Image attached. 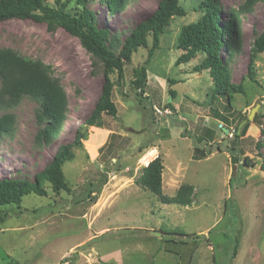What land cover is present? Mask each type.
<instances>
[{"label":"rangeland","instance_id":"rangeland-1","mask_svg":"<svg viewBox=\"0 0 264 264\" xmlns=\"http://www.w3.org/2000/svg\"><path fill=\"white\" fill-rule=\"evenodd\" d=\"M59 1L71 14L79 11L75 0ZM158 2L130 0L113 13L99 0H89L87 7L96 26L109 33L108 45L117 55L132 27L150 16ZM200 2L178 0L185 15L170 19L152 58L147 62V49L138 48L124 66L123 81L110 76L117 116L103 115L101 128L85 129L81 148L63 166L70 192L56 195L46 185L45 197L31 194L19 207L1 208L0 264H264V146L257 147L264 141V53L254 62L256 83L247 79L252 42L264 29V1L240 19V50L232 57L221 54L230 81L245 91L232 96L230 109L224 98L212 100L208 70L194 71L202 53L178 63L181 28L199 19ZM243 2L221 0L222 19ZM47 3L56 6V0ZM147 41L150 47L151 38ZM5 48L50 66L66 96L64 123L49 143L35 140L36 101L24 97L12 108H0V116L11 114L14 122L12 132L0 134V178L32 181L56 149L72 140L94 106L102 64L76 37L31 20L0 22V49ZM140 67L146 70L142 96L130 84L133 70ZM169 91L175 92L173 98ZM253 109L258 121L253 116L239 138L219 132L223 117L233 131L239 126L235 120ZM205 129L216 134L211 142L198 143ZM196 148L210 153L196 160ZM158 157L163 194L172 197L188 184L193 188L190 205L161 204L140 187L144 165ZM91 188L95 199L84 200ZM174 231L187 235L175 240L187 246L168 243L170 253L162 240H174L164 236ZM177 247L183 259L174 254Z\"/></svg>","mask_w":264,"mask_h":264},{"label":"trees","instance_id":"trees-1","mask_svg":"<svg viewBox=\"0 0 264 264\" xmlns=\"http://www.w3.org/2000/svg\"><path fill=\"white\" fill-rule=\"evenodd\" d=\"M89 0H75L79 11L71 14L66 10V2L56 0V6L52 7L47 0H0V22L9 19L31 20L36 23H44L48 30L58 27L68 34L76 37L81 46L102 64V86L98 98L85 116L82 124L76 128L72 140L62 144L54 152L53 156L45 164L43 169L33 176L32 181L19 180L14 178H0V224L4 222L1 208L6 206L19 207L22 199L28 195L45 197L47 191L45 186L56 195L61 192H70L63 173L65 163L72 161L75 150L81 148L85 139L86 128H101L103 125V115L115 118L117 107L113 101V82L110 78L116 74L118 83L124 79V66L131 62L132 54L138 48L147 49V62L152 58L154 51L159 46V38L164 33L171 18L184 16V10L179 5L178 0H159L156 8L150 16L144 17L132 27L129 34L123 39L117 55L110 50L108 41L110 35L105 29L98 28L95 24V15L87 7ZM103 7L113 13L125 9L130 0H99ZM264 0H244L237 10L231 11L227 20L222 19L221 0H201L198 5L201 15L199 19L181 28L177 47L183 51L178 58V63H187L197 53L204 55L203 60L195 66V72L208 70L213 84L212 100L224 98L226 108L230 109L231 98L234 94L245 93L241 83L238 85L230 81L227 61L221 57L224 54L232 57L241 48L240 19L243 15L251 12L253 7ZM151 38V46L148 47L147 38ZM264 53V29L258 33L250 50L249 62L247 65V79L256 83L254 62L256 55ZM0 108H12L17 105L22 98L27 97L37 102L36 119L39 129L35 140L38 143H49L57 137V134L65 120L67 108L66 96L52 76L51 67L41 62L34 61L27 56L21 55L11 49H0ZM131 86L138 91L139 96L145 93L146 70L144 67L133 70ZM170 98L175 95L174 91H169ZM167 107L173 110L171 103ZM218 115V114H217ZM259 115L254 116L257 122ZM247 120L246 115H240L235 123ZM224 123L219 128L220 133L223 128L229 130L233 138H239L237 127L231 131L226 118L221 119ZM13 116L3 114L0 116V134L13 131ZM249 121L244 124L241 135L246 131ZM216 132L205 129V133L197 139L211 142ZM264 146V141L258 142L257 147ZM232 151L235 148H231ZM208 150H194V158L200 160L208 156ZM152 160V158L150 159ZM147 163L139 180V185L144 190L154 195L161 204L188 206L191 203L192 186L182 184L172 197L163 194L162 172L163 165L158 157ZM246 165H251V160L245 158ZM92 186V184H89ZM94 188L87 190L84 200L93 201L91 196ZM172 239L162 240L167 247L165 251L172 252L171 245L176 238H186L187 235L180 231H174ZM175 243L180 246H187L184 240H177ZM193 245V244H192ZM188 245V246H192ZM168 248V249H167ZM174 254L183 259L180 247L176 248Z\"/></svg>","mask_w":264,"mask_h":264},{"label":"water","instance_id":"water-1","mask_svg":"<svg viewBox=\"0 0 264 264\" xmlns=\"http://www.w3.org/2000/svg\"><path fill=\"white\" fill-rule=\"evenodd\" d=\"M254 113H255V109H253V110L250 112V114L247 116V120H248V121L252 120V118H253V116H254ZM247 120H243V121L240 122V124H239V126H238V128H237V135H239L241 127L247 122ZM223 132H224L225 134H228V133H229V130L226 129V128H223Z\"/></svg>","mask_w":264,"mask_h":264}]
</instances>
